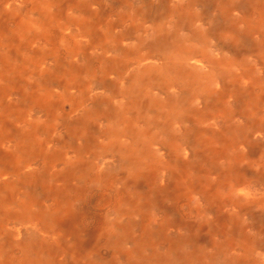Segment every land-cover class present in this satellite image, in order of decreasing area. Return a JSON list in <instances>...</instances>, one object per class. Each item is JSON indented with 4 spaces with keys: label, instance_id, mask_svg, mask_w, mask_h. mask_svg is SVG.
<instances>
[{
    "label": "rangeland",
    "instance_id": "1",
    "mask_svg": "<svg viewBox=\"0 0 264 264\" xmlns=\"http://www.w3.org/2000/svg\"><path fill=\"white\" fill-rule=\"evenodd\" d=\"M0 264H264V0H0Z\"/></svg>",
    "mask_w": 264,
    "mask_h": 264
}]
</instances>
